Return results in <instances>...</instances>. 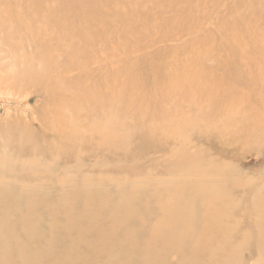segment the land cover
Instances as JSON below:
<instances>
[{
	"label": "rangeland",
	"instance_id": "374dc122",
	"mask_svg": "<svg viewBox=\"0 0 264 264\" xmlns=\"http://www.w3.org/2000/svg\"><path fill=\"white\" fill-rule=\"evenodd\" d=\"M0 264H264V0H0Z\"/></svg>",
	"mask_w": 264,
	"mask_h": 264
},
{
	"label": "bare ground",
	"instance_id": "6f19581e",
	"mask_svg": "<svg viewBox=\"0 0 264 264\" xmlns=\"http://www.w3.org/2000/svg\"><path fill=\"white\" fill-rule=\"evenodd\" d=\"M43 74H44V72H43ZM202 74H203V73H202ZM34 75H35V74H34ZM44 77H45V75H44ZM212 80H213V79H212ZM37 81H39V80H37ZM217 82H218V81H217ZM41 84H42V83H41ZM216 84H218V83H216ZM40 86H41V85H40ZM96 92H97V90H96ZM56 103H57V102H56ZM184 221H185V220H184ZM154 226H155V225H154ZM164 227H165V226H164ZM164 227L162 226V228H164ZM162 228H161V229H162ZM153 229H154V228H153ZM166 229H167V228H166ZM168 230H169V229H168ZM167 233H168V232H167ZM169 233H170V232H169ZM169 233H168V234H169ZM171 233H172V232H171ZM173 234H174V233H173ZM171 237H172V236H171ZM153 238H154V237H153ZM176 238H177V237H176ZM182 238H183V237H182ZM171 240H172V239H171ZM160 241H161V240H160ZM100 243H102V242L100 241ZM99 245H101V244H99ZM175 245H176V244H175ZM145 250H146V248H145ZM143 253H144V252H143ZM144 254H145V253H144ZM144 254H143V255H144ZM207 254H209V253H207ZM153 255H154V254H153ZM143 257H144V256H143ZM144 258H145V257H144ZM145 259H146V258H145ZM143 261H144V260H143Z\"/></svg>",
	"mask_w": 264,
	"mask_h": 264
}]
</instances>
